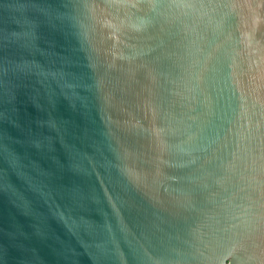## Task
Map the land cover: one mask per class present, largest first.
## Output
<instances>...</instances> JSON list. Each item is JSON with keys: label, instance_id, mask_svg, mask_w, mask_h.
<instances>
[{"label": "water", "instance_id": "water-1", "mask_svg": "<svg viewBox=\"0 0 264 264\" xmlns=\"http://www.w3.org/2000/svg\"><path fill=\"white\" fill-rule=\"evenodd\" d=\"M0 264H264V0H0Z\"/></svg>", "mask_w": 264, "mask_h": 264}]
</instances>
